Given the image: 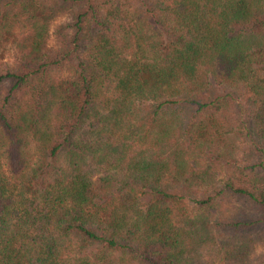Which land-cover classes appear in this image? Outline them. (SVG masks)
Wrapping results in <instances>:
<instances>
[{
    "label": "trees",
    "instance_id": "obj_1",
    "mask_svg": "<svg viewBox=\"0 0 264 264\" xmlns=\"http://www.w3.org/2000/svg\"><path fill=\"white\" fill-rule=\"evenodd\" d=\"M0 264H264V0H0Z\"/></svg>",
    "mask_w": 264,
    "mask_h": 264
}]
</instances>
